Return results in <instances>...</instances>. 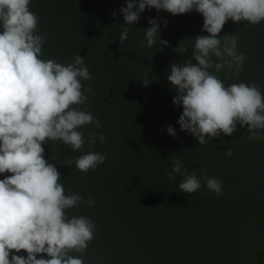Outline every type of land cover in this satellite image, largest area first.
<instances>
[{"label": "water", "instance_id": "1", "mask_svg": "<svg viewBox=\"0 0 264 264\" xmlns=\"http://www.w3.org/2000/svg\"><path fill=\"white\" fill-rule=\"evenodd\" d=\"M122 5L125 0H33L30 5L40 19L38 34L47 33L41 58L66 65L80 55L92 76L81 82L95 95L85 92L87 105L80 107L101 127L80 129L86 143L77 152L59 141L45 145L66 195L83 198L67 215L86 216L96 225L80 258L84 264H264V140L249 139L247 129L238 126L231 137L201 146L180 130L182 108L172 103L177 92L167 79L170 66L192 59L195 38L206 34L202 15L153 9L127 25ZM150 19L160 23L152 48L145 38ZM124 28L129 36L121 44ZM225 34L238 37V52L247 59L239 77L227 68L216 75L226 86L246 82L264 92V23L229 21L221 37ZM180 46L187 51L177 52ZM146 76L158 79L145 88ZM169 125L176 137L167 133ZM90 133L104 135L106 142L91 145ZM88 151L105 155V163L88 173L67 165ZM176 159L186 174L200 178L206 172L220 179L223 195L206 192V185L194 195L181 192L183 175H167ZM89 199L93 207L87 206Z\"/></svg>", "mask_w": 264, "mask_h": 264}, {"label": "clouds", "instance_id": "2", "mask_svg": "<svg viewBox=\"0 0 264 264\" xmlns=\"http://www.w3.org/2000/svg\"><path fill=\"white\" fill-rule=\"evenodd\" d=\"M32 2L0 0V264H84L80 257L93 240L96 225L86 216L67 215L83 198L66 195L61 173L46 159L45 145L59 141L77 152L86 143L80 129L92 124L101 127L87 107H80L87 105L85 92L95 95L81 82L92 76L80 55L66 65L41 58L47 33L38 34L40 19L30 10ZM153 9L173 16L196 12L203 18L201 31L206 34L195 38L192 59L172 63L167 76L177 92L172 103L182 108L177 120L180 130L201 146L221 135L231 137L238 126L247 129L249 139L264 140V92L246 82L226 86L216 75L225 68L235 77L241 75L247 57L238 52V37H221V33L229 21L264 23V0H125L120 13L125 24L133 25ZM149 24L145 38L152 48L160 23L150 19ZM128 36L129 29L124 28L120 43ZM160 43L170 46L167 40ZM176 51L184 53L187 48ZM152 80L146 76L143 86L149 87ZM166 131L176 137L171 125ZM97 139L106 142L102 134H89L91 145ZM232 155L229 150L227 156ZM105 161V155L88 151L67 165L88 173ZM174 173L183 175L179 184L183 193L194 195L206 185V192L223 195L220 179L206 172L200 178L195 172L186 174L179 159L168 178L173 179ZM94 203L89 199L87 206Z\"/></svg>", "mask_w": 264, "mask_h": 264}]
</instances>
